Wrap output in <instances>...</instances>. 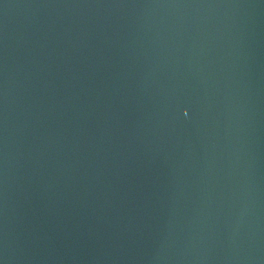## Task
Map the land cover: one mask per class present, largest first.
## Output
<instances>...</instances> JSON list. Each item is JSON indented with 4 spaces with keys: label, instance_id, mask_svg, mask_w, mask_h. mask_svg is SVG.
I'll return each instance as SVG.
<instances>
[{
    "label": "water",
    "instance_id": "water-1",
    "mask_svg": "<svg viewBox=\"0 0 264 264\" xmlns=\"http://www.w3.org/2000/svg\"><path fill=\"white\" fill-rule=\"evenodd\" d=\"M0 264H264V0H0Z\"/></svg>",
    "mask_w": 264,
    "mask_h": 264
}]
</instances>
